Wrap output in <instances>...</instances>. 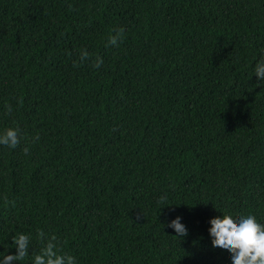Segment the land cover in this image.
I'll list each match as a JSON object with an SVG mask.
<instances>
[{
  "label": "trees",
  "instance_id": "1",
  "mask_svg": "<svg viewBox=\"0 0 264 264\" xmlns=\"http://www.w3.org/2000/svg\"><path fill=\"white\" fill-rule=\"evenodd\" d=\"M262 57L264 0H0V258L42 229L77 264H231L210 220L264 223Z\"/></svg>",
  "mask_w": 264,
  "mask_h": 264
},
{
  "label": "clouds",
  "instance_id": "2",
  "mask_svg": "<svg viewBox=\"0 0 264 264\" xmlns=\"http://www.w3.org/2000/svg\"><path fill=\"white\" fill-rule=\"evenodd\" d=\"M113 32L114 34L108 37V43L112 46H119L124 39V29L121 27L118 30L114 29ZM89 57L87 50L82 49L80 61L83 62ZM103 62V58L97 56L93 67L99 68ZM73 66H77L75 62ZM254 71L258 81L264 82V57L258 60ZM21 138L19 127H7L0 132V145L15 149L20 144ZM23 151L28 154L29 149L26 147ZM166 200L167 196H162L158 203L164 204ZM210 224L209 234L212 237V246L228 251L231 254V264H264V223L259 222L256 215L249 213L235 218L231 214H222V216L212 218ZM167 227L174 229L177 237L188 235L186 226L181 223L179 216L171 220ZM36 238L43 247L38 254H32V264H77L75 256L62 252L57 236H49L40 229L36 233ZM31 239L29 234L21 233L13 236L12 242L16 253L3 254L0 264H17L29 257Z\"/></svg>",
  "mask_w": 264,
  "mask_h": 264
}]
</instances>
